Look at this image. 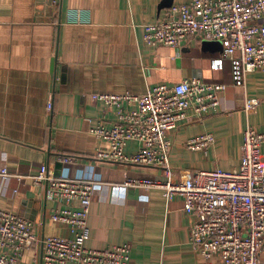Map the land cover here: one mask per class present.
Wrapping results in <instances>:
<instances>
[{
  "label": "crops",
  "instance_id": "crops-1",
  "mask_svg": "<svg viewBox=\"0 0 264 264\" xmlns=\"http://www.w3.org/2000/svg\"><path fill=\"white\" fill-rule=\"evenodd\" d=\"M164 1L0 0V170L7 168L6 177L0 175V208L32 220L39 239L69 236L66 226L49 218L53 202L46 198L45 183L34 185L31 176L41 164L57 177L95 172L102 186L91 202L86 247L126 243L129 264H221L217 257L203 258L189 242L191 219L182 197L166 201L160 189L121 185L127 178H161V169L95 158L96 150L108 145L90 127L96 121L110 126L114 113L91 94H142L153 85L190 78L226 88L215 109L201 117L188 109L168 132L172 169L232 170L241 160L244 130L264 132V71L247 72L235 84L229 61L211 66L221 55L218 41L206 46L198 35L179 47L143 41L142 24L188 0L160 7ZM249 100L255 104L246 109ZM204 132L212 133L213 143L205 152L189 151L186 141ZM137 147L130 141L125 151ZM260 152L264 160V143ZM61 156L74 163L62 164ZM40 251V244L25 251L19 264H42Z\"/></svg>",
  "mask_w": 264,
  "mask_h": 264
},
{
  "label": "built area",
  "instance_id": "built-area-1",
  "mask_svg": "<svg viewBox=\"0 0 264 264\" xmlns=\"http://www.w3.org/2000/svg\"><path fill=\"white\" fill-rule=\"evenodd\" d=\"M142 30L143 41L151 46L179 47L194 35L221 41L223 50L211 66L218 69L224 60L229 61L235 84H241L247 72L264 71V0H188L171 5L164 18L142 24ZM225 88L223 83L190 78L172 85L156 84L142 94H91L93 101L114 113L110 126L96 121L90 127L108 145L97 149L95 158L161 169V178H127L121 185L160 189L166 201L182 197L183 211L191 219L189 242L203 258L217 257L221 264H264L260 258L264 253V160L260 152L264 132L252 127L244 130L241 160L232 170L216 167L190 173L176 171L169 164L168 132L188 109L199 117L215 109ZM254 104L255 100H249L245 108ZM130 141L138 147L127 153ZM213 141L212 133L204 132L189 138L185 146L205 152ZM58 159L66 166L74 163L69 156ZM89 173L81 178L57 177L47 164L39 166L31 176L32 184L45 183L46 198L53 202L49 218L66 226L70 235L39 239L32 220L0 208V264H19L24 252L39 244L42 264H129L130 245L126 243L101 250L85 246L91 202L102 186L99 174ZM6 174L3 167L0 175L5 178Z\"/></svg>",
  "mask_w": 264,
  "mask_h": 264
},
{
  "label": "water",
  "instance_id": "water-1",
  "mask_svg": "<svg viewBox=\"0 0 264 264\" xmlns=\"http://www.w3.org/2000/svg\"><path fill=\"white\" fill-rule=\"evenodd\" d=\"M171 5V1L170 0H165L160 7H168ZM215 41H218L221 45V41L219 40H215ZM215 41H209V40H204L203 43L207 46L209 44H212L213 46L216 45V43L218 44V42H215ZM221 49V48H220Z\"/></svg>",
  "mask_w": 264,
  "mask_h": 264
},
{
  "label": "rangeland",
  "instance_id": "rangeland-1",
  "mask_svg": "<svg viewBox=\"0 0 264 264\" xmlns=\"http://www.w3.org/2000/svg\"><path fill=\"white\" fill-rule=\"evenodd\" d=\"M222 46V48L220 49V52H222V50H223V45H221Z\"/></svg>",
  "mask_w": 264,
  "mask_h": 264
}]
</instances>
